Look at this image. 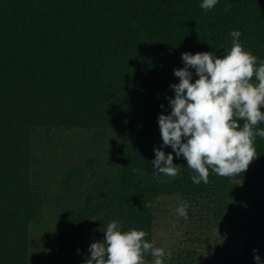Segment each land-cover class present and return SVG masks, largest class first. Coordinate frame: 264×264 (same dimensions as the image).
Returning a JSON list of instances; mask_svg holds the SVG:
<instances>
[{"label": "trees", "instance_id": "16d2710c", "mask_svg": "<svg viewBox=\"0 0 264 264\" xmlns=\"http://www.w3.org/2000/svg\"><path fill=\"white\" fill-rule=\"evenodd\" d=\"M201 3L0 0V264H30L34 229L49 264H66L79 246L70 261L85 264L112 220L155 244L157 211L183 201L202 226L165 263L204 264L202 233L212 226L240 232V264H257L253 249L264 264V139L232 177L210 170L196 185L183 156L174 178L153 175L158 117L171 112L182 54L222 57L238 30L245 50L264 60V0H218L207 12ZM76 131L89 136L60 137ZM37 132L45 161L32 153Z\"/></svg>", "mask_w": 264, "mask_h": 264}, {"label": "clouds", "instance_id": "9594fccd", "mask_svg": "<svg viewBox=\"0 0 264 264\" xmlns=\"http://www.w3.org/2000/svg\"><path fill=\"white\" fill-rule=\"evenodd\" d=\"M217 3L202 0L199 7L207 12ZM229 34L231 48L222 57L212 52L182 54L184 67L174 69L179 83L170 85L175 93L169 98L171 112L158 117L162 147L170 146L176 157L183 156L195 173L191 180L196 185L209 182L210 170L221 177L246 172L258 157L256 138L264 139V127H258L264 124V60L258 61L251 50H245L240 31ZM192 70L198 77L194 82ZM154 153L152 166L157 171L153 175H178L180 166L174 165L172 153L166 155L161 148H154ZM188 207L187 201L181 202L176 208L178 216L187 220ZM103 233L102 241L89 246L85 264H149V254L151 264H165V249L148 242L146 231H125L112 220ZM256 251L254 259L261 264Z\"/></svg>", "mask_w": 264, "mask_h": 264}, {"label": "rangeland", "instance_id": "374dc122", "mask_svg": "<svg viewBox=\"0 0 264 264\" xmlns=\"http://www.w3.org/2000/svg\"><path fill=\"white\" fill-rule=\"evenodd\" d=\"M108 136L110 134H107ZM88 134H85L81 131H76V133L71 134L70 132L64 133L63 136L60 137L67 140L80 141L81 139H87ZM45 138L43 133L37 132L33 136L32 143V153L33 156H37V159H41L45 161V157L41 156L40 149V141ZM74 138V139H73ZM54 139V138H53ZM59 139L55 138V141ZM52 141V140H51ZM53 144L52 142H48ZM50 144V146H51ZM98 145H101L98 143ZM163 141L161 135H158L157 146L161 148L165 152V154L172 153L174 160V165H177L178 158L175 156L172 148L170 146L162 147ZM55 148V146L53 145ZM94 149L97 151L98 156L103 153V150L99 149L94 145ZM49 157V155L47 156ZM178 207L177 203L170 202L168 205L159 209L156 215L155 220V230H154V246L155 247H163L166 252L165 258L167 256H171L173 250L181 247H185L187 243H185L186 231L197 230L198 227L202 226L198 221L194 218L188 217L185 220L182 217H179L176 213V208ZM39 232H32V241L33 252L31 254L30 264H49L48 261V252L44 248V237L41 238L38 234ZM47 234V233H46ZM45 234V235H46ZM202 236L204 238L205 247L207 249L208 256L207 260H205L204 264H240L239 257L241 255L242 249V241L241 234L236 230H232L228 227H212L207 226ZM81 246L77 247L73 254H67L65 256L66 264H73L70 259L76 257V253L80 252ZM183 260H179V263H182ZM165 264H174L173 262L165 263ZM196 264V263H195Z\"/></svg>", "mask_w": 264, "mask_h": 264}]
</instances>
